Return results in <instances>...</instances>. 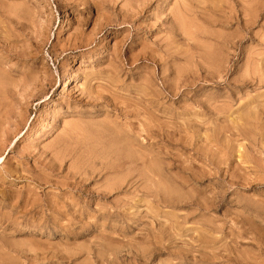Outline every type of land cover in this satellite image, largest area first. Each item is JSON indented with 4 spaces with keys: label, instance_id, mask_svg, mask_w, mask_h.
<instances>
[{
    "label": "rangeland",
    "instance_id": "rangeland-1",
    "mask_svg": "<svg viewBox=\"0 0 264 264\" xmlns=\"http://www.w3.org/2000/svg\"><path fill=\"white\" fill-rule=\"evenodd\" d=\"M0 159V264H264V0H0Z\"/></svg>",
    "mask_w": 264,
    "mask_h": 264
},
{
    "label": "bare ground",
    "instance_id": "bare-ground-1",
    "mask_svg": "<svg viewBox=\"0 0 264 264\" xmlns=\"http://www.w3.org/2000/svg\"><path fill=\"white\" fill-rule=\"evenodd\" d=\"M146 2H147V1H146ZM96 5H97V4H96ZM144 6H145V5H144ZM137 9H138V8H137ZM183 10H184V9H183ZM243 10H244V8H243ZM243 10H242V11H243ZM142 11H143V10H142ZM197 11H198V10H197ZM244 11H245V10H244ZM129 12H130V11H129ZM135 12H137V11H135ZM194 12H195V11H194ZM198 12H199V11H198ZM229 12H230V11H229ZM231 12H233V11H231ZM187 13H188V12H187ZM196 13H197V12H196ZM199 13H202V12H199ZM127 14H128V13H126V15H127ZM197 14H198V13H197ZM122 15H123V14H122ZM126 15H125V17H126ZM194 15H195V14H194ZM202 15H203V13H202ZM230 15H231V14H230ZM243 15H244V14H243ZM246 15H247V14H246ZM234 16H235V15H234ZM234 16L232 15V17H234ZM236 16H237V15H236ZM173 17H174V16H173ZM229 17L231 18V16H229ZM244 17H245V16H244ZM244 17H243V18H244ZM230 18H229V19H230ZM245 19H246V18H245ZM231 22H232V21H231ZM244 22H245V21H244ZM129 23H130V22H129ZM181 23H182V22H181ZM245 24H247V21H246ZM245 24H244V25H245ZM249 25H250V24H249ZM245 26H246V25H245ZM174 31H175V30H174ZM184 37H185V36H184ZM39 38H40V37H39ZM184 39H185V38H184ZM193 40H194V39H193ZM192 42H194V41H192ZM226 45H227V44H226ZM167 46H168V45H167ZM231 47H232V46H231ZM162 49H163V48H162ZM169 50H170V49H169ZM166 51H167V50H166ZM170 52H171V51H170ZM197 52H198V51H197ZM200 53H201V52H200ZM194 55H195V54H194ZM185 56H186V55H185ZM147 57H148V56H147ZM187 57H188V56H187ZM192 57H193V56H192ZM194 57H195V56H194ZM160 59H161V58H160ZM197 59H198V58H197ZM199 60H200V59H199ZM196 61H197V60H196ZM220 64H221V63H220ZM251 65H252V64H251ZM219 66H220V65H219ZM164 70H165V69H164ZM255 72H256V71H255ZM163 73H164V72H163ZM256 73H257V72H256ZM182 75H183V74H182ZM198 75H199V74H198ZM210 75H211V74H210ZM248 76H249V75H248ZM192 77H193V76H192ZM253 77H254V76H253ZM181 78H182V77H181ZM190 78H191V77H190ZM181 80H182V79H181ZM225 82H226V81H225ZM53 83H54V82H53ZM67 83H68V81L65 82V84H64L65 87H67ZM28 84H29V83H28ZM38 84H39V83H38ZM193 84H194V83H193ZM197 84H198V83H197ZM184 85H185V84H184ZM233 85H234V84H233ZM29 87H30V86H29ZM49 87H50V86H49ZM68 87H69V86H68ZM181 87H182V86H181ZM34 88H35V87H34ZM178 89H179V88H178ZM168 92H169V91H168ZM177 92H178V91H177ZM88 94H89V93H88ZM82 97H83V96H82ZM88 100H89V99H88ZM98 102H99V101H98ZM106 106H107V105H106ZM122 108H123V107H122ZM127 109H128V108H127ZM128 113H130V112H128ZM133 113H134V112H133ZM135 113H136V112H135ZM146 113H147V111H146ZM146 113H145V114H146ZM131 114H132V113H131ZM138 114H139V113H138ZM133 115H134V114H133ZM136 115H137V113H136ZM134 117H135V116H134ZM21 121H22V120H21ZM113 123H114V122H113ZM115 123H116V122H115ZM149 123H150V122H149ZM116 125L119 126L118 123H116ZM133 125H134V124H133ZM149 125H151V124H149ZM130 126H131V125H130ZM149 127H150V126H149ZM151 127H152V126H151ZM118 128H119V127H118ZM131 128H132V127H131ZM241 129H242V128H241ZM95 130H96V129H95ZM119 130H120V129H119ZM150 130H151V129H150ZM150 130H149V131H150ZM152 130H153V128H152ZM116 131H117V130H116ZM121 131H123V130H121ZM237 131H238V130H237ZM240 131H241V130H240ZM15 132H16V131H15ZM123 132H124V131H123ZM130 133H132V132H130ZM3 134H5V132H4ZM111 134H112V133H110V135H108V136L111 137ZM118 134H119V131H118ZM124 134H125V133L122 134V133L120 132V138H119V139H122V140H123L124 138H122L121 136L124 135ZM6 135H7V133H6ZM6 135H5V136H6ZM14 135H15V134H14ZM103 135H104V134H103ZM113 135H114V134H113ZM125 135H126V134H125ZM132 135H133V134H132ZM151 135H152V134H151ZM151 135H150V136H151ZM11 136H12V135H11ZM118 136H119V135H118ZM118 136H117V138H116L117 140H119V139H118ZM129 136H130V134H129ZM153 136H154V135H153ZM2 137H4V136H2ZM94 137L96 138V136H94ZM100 137H101V136H100ZM105 137H107V136L105 135ZM125 137H126V136H125ZM251 137H252V135H251ZM7 138H8V135H7ZM90 138H91V137H90ZM113 138H114V137H113ZM133 138H135V137H133ZM2 139H3V138H2ZM8 139H9V138H8ZM88 139H89V138H88ZM91 139H93V138H91ZM98 139H99V138H98ZM107 139H109V138H107ZM114 139H115V138H114ZM114 139H113V140H114ZM116 139H115V142H116ZM135 139H136V138H135ZM146 139H147V138H146ZM93 140H94V139H93ZM104 140H105V139H104ZM104 140H103V141H104ZM125 140H126V139H125ZM127 140H129V138H128ZM130 140H132V138H130ZM87 141H88V140H87ZM97 141H98V140H97ZM99 141H100V139H99ZM111 141H112V139H111ZM136 141H137V140H136ZM1 142H2V141H1ZM101 142H102V141H101ZM105 142H108V141H105ZM105 142H104V143H105ZM112 142H113V141H112ZM121 142H122V141H121ZM129 142H130V141H129ZM131 142H132V141H131ZM131 142H130V144H131ZM137 142H138V141H137ZM149 142H150V139H149ZM108 143H110V142H108ZM108 143H107V144H108ZM116 143H117V142H116ZM116 143H115L114 145H116ZM124 143H125V142H124ZM139 143H140V142H139ZM110 144H111V143H110ZM133 144H134V143H133ZM147 144H148V143H147ZM98 145H99V143H98ZM101 145H102V143H101ZM103 145H104V144H103ZM118 145H119V143H118ZM121 145H122V144H121ZM126 145H127V144H126ZM136 145H138V144H136ZM1 146H2V145H1ZM91 146H92V145H91ZM107 146H110V145H107ZM116 146H117V145H116ZM129 146H130V145H129ZM134 146H135V145H134ZM139 146H141V144H140ZM142 146H143V145H142ZM142 146H141V147H142ZM152 146H153V145H152ZM101 147H103V146H101ZM118 147H119V146H118ZM121 147H122V146H121ZM130 147H131V146H130ZM145 147H146V146H145ZM148 147L152 148L150 144H149ZM148 147H147V148H148ZM110 148H112V147H110ZM110 148H108V149H110ZM135 148H138V147L135 146ZM142 148H143V147H142ZM102 149H103V148H102ZM108 149L106 148V151H108ZM125 149H126V147H125ZM125 149H124V150H125ZM118 150H119V149H118ZM118 150H114V147H113V149L111 150V151H112L111 153H113V154H114L115 152L118 153ZM124 150H123V151H124ZM127 150H128V149H127ZM137 150H138V149H137ZM137 150H136V151H137ZM144 150H145V149H144ZM125 151H126V150H125ZM128 151H129V150H128ZM152 151H153V149H152ZM146 152H147V151H146ZM111 153H110V154H111ZM132 153H133V152H132ZM149 153H150V152H149ZM110 154H108V156H109ZM130 154H131V153H130ZM138 154H139V153H138ZM150 154H152V153H150ZM2 155H3V154H2ZM123 155H124V154H123ZM123 155H122V156H123ZM142 155H143V153H142ZM146 155H147V154H146ZM122 156H121V157H122ZM130 156H131V155H130ZM147 156H148V155H147ZM110 157H111V156H110ZM135 157H136V156H135ZM135 157H134V158H135ZM94 158H95V157H94ZM94 158H93V159H94ZM106 158H107V157H106ZM108 158H109V157H108ZM116 158H118V157H116ZM132 158H133V157H132ZM139 158H140V157H139ZM148 158H149V157H148ZM113 159H115V157H114ZM113 159H111V160H113ZM126 159H127V158H126ZM136 159H137V158H136ZM136 159H135V160H134V159H128V161H126V162H128V163L125 162V164L128 165V164L130 163V164H132V166H133V164L136 165V164H135V163L137 162ZM145 159H146V158H145ZM139 160H140V159H139ZM141 160L144 161L143 158H142ZM248 160H249V159H248ZM0 161H2V159H0ZM150 161H151V160H150ZM216 161H217V160H216ZM121 162H122V161H121ZM123 162H124V161H123ZM251 162H252V161H251ZM142 163H143V162H142ZM141 165H142V164H141ZM144 165H146V164H144ZM122 166H124V165L122 164ZM130 166H131V165H130ZM114 167H115V165H114ZM119 167H120V166H119ZM134 168H135V167H134ZM6 169H7V168H6ZM7 170L9 171L10 169H7ZM115 170H116V169H115ZM8 171H7V172H8ZM10 171H11V170H10ZM10 171H9V172H10ZM13 173H14V172H13ZM13 173H12V174H13ZM114 173H115V172H114ZM118 173H120V172L118 171L117 174H118ZM120 174H121V173H120ZM9 175H11V174H9ZM115 175H116V173H115ZM6 176H7V175H6ZM14 176H15V175H14ZM21 176H22V175H21ZM21 176H20V178H21ZM1 177H2V176H1ZM3 177H4V176H3ZM153 177H154V176H153ZM4 178H5V177H4ZM2 179H3V178H2ZM152 189H153V188H152ZM134 192H135V191H134ZM9 193H10V192H9ZM20 193H21V192H20ZM21 194H22V193H21ZM19 196H21V195H19ZM6 197H7V196H6ZM17 197H18V196H17ZM21 197H22V196H21ZM8 199H9V196H8ZM3 200H5V199L3 198ZM10 200H11V199H10ZM10 200H9V201H10ZM21 200H22V199H21ZM1 201H2V200H1ZM16 201H18V200H16ZM22 201H23V200H22ZM24 201H25V200H24ZM7 202H8V201H7ZM7 202L4 201L5 204H6ZM18 202H19V201H18ZM24 203H25V202H24ZM10 204H11V203H10ZM10 204H9V205H10ZM23 205H24V204H23ZM4 206H5V205H4ZM4 206H3V207H4ZM14 206H15V205H14ZM14 206H13V209L15 210ZM26 206H27V205H26ZM26 206H23V207H26ZM21 208H22V206H21ZM22 209H23V208H22ZM24 209H25V208H24ZM18 211H19V210H18ZM19 212H20V211H19ZM16 213H17V212H16ZM20 213L22 214V216H21L20 218L24 217V216H23V213H22V212H20ZM20 213H19V215H21ZM5 215H6V214H5ZM7 215H8V214H7ZM24 215H25V214H24ZM0 216H1V215H0ZM9 216H10V215H9ZM13 216H14V215H13ZM13 216H12V217H13ZM15 216H17V215H15ZM53 217H54V216H53ZM5 218L7 219V216H5ZM14 218H15V217H14ZM14 218H12V220H13ZM18 218H19V217H18ZM54 218H55V217H54ZM0 219H3V218H0ZM22 219H23V218H22ZM4 220H5V219H4ZM12 220H11V221H12ZM16 220H17V219H16ZM13 221H15V220H13ZM13 221H12V222H13ZM23 221H24V220H23ZM0 222H1V221H0ZM8 222H9V220H8ZM2 223H3V222H2ZM204 240H205V239H204ZM218 241H219V240H218ZM96 242H97V241H96ZM117 242H118V241H117ZM206 242H208V241L206 240ZM108 246H109V245H108ZM151 248H152V247H151ZM98 249H99V248H98ZM138 252H139V251H138ZM116 253H117V252H116ZM118 254H119V253H118ZM138 261H139V260H138ZM230 262H232V261L230 260Z\"/></svg>",
    "mask_w": 264,
    "mask_h": 264
}]
</instances>
